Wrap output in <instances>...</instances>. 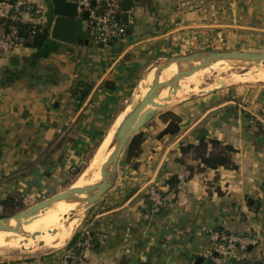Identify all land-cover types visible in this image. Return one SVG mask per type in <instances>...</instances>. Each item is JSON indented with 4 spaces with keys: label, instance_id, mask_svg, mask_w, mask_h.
Listing matches in <instances>:
<instances>
[{
    "label": "crops",
    "instance_id": "crops-1",
    "mask_svg": "<svg viewBox=\"0 0 264 264\" xmlns=\"http://www.w3.org/2000/svg\"><path fill=\"white\" fill-rule=\"evenodd\" d=\"M33 1L44 10L33 43L0 57V200L15 196L27 206L86 163L155 62L264 50V0H132L128 21L122 15L124 37L111 45L94 44L81 16L76 43L53 38V1ZM9 25L0 17V35ZM140 131V153L123 152L111 187L63 249L0 264H63L83 231L94 243L88 264H264V84L168 104ZM204 136L233 146L237 167L191 173L181 147ZM184 160L200 163L193 154ZM173 175L180 178L176 198L150 216L149 186L175 191L167 183ZM213 229L255 243L236 257L206 259Z\"/></svg>",
    "mask_w": 264,
    "mask_h": 264
},
{
    "label": "water",
    "instance_id": "water-1",
    "mask_svg": "<svg viewBox=\"0 0 264 264\" xmlns=\"http://www.w3.org/2000/svg\"><path fill=\"white\" fill-rule=\"evenodd\" d=\"M52 1V14L54 15L52 37L67 43H76L78 41L77 30L79 26L77 3L71 0ZM131 4L132 0H121L122 8L125 11L123 15L125 21H128V11L132 7ZM87 16V12L83 14V18H87ZM42 37L43 33H38L36 35V41H40ZM100 44L104 45V43ZM107 44L111 45L112 42H108ZM221 60L254 62L255 65H259L260 63H264V50H210L168 59V61L163 63L160 69L156 71L155 80L146 95L134 105L132 111L123 119L118 127V139L112 144L115 149L101 167L102 180L87 186L70 187L65 191L55 193L42 199L19 212L0 216V229L10 230V225L13 220L16 225L21 226L23 223L37 216L42 210L66 198L84 202L86 208L85 214L87 216L91 207L111 187L112 176L116 171L118 162L134 135H136L156 113L167 107L168 104L158 103L155 100L160 95L161 90L170 87L171 92L175 94L179 88L180 81L184 77ZM172 61L178 63L180 66L179 71L171 79L161 82L159 80V75L167 68V64ZM183 63H189V65L183 67ZM168 98L171 99V97ZM82 194H86L87 197H82ZM201 259L202 258L199 259L198 264H201Z\"/></svg>",
    "mask_w": 264,
    "mask_h": 264
},
{
    "label": "built area",
    "instance_id": "built-area-1",
    "mask_svg": "<svg viewBox=\"0 0 264 264\" xmlns=\"http://www.w3.org/2000/svg\"><path fill=\"white\" fill-rule=\"evenodd\" d=\"M77 3L79 16L83 17L85 30L94 44L113 42L124 37L122 15L124 10L121 0H74ZM33 0H0V17L10 20L8 30L0 35V57L9 58L20 48L30 46L34 35L40 30L43 18V7L35 5ZM29 29L21 32L20 26ZM40 26V27H39ZM176 191H164L159 184L148 188L147 203L149 215L156 216L174 198ZM210 246L206 259H214L218 254L237 256L238 251H245L255 241L251 236L213 229L209 234ZM94 243L88 231H83L75 250H69L63 256V264H88L86 252ZM191 264H195L194 261Z\"/></svg>",
    "mask_w": 264,
    "mask_h": 264
},
{
    "label": "bare ground",
    "instance_id": "bare-ground-1",
    "mask_svg": "<svg viewBox=\"0 0 264 264\" xmlns=\"http://www.w3.org/2000/svg\"><path fill=\"white\" fill-rule=\"evenodd\" d=\"M230 64L238 66L247 64L250 66L253 65L254 62L218 61L184 77L180 81L179 88L175 94L171 92L170 87L162 89L160 95L155 100L158 103H163L164 101H171L175 97L199 91L201 90V84L212 75L211 73L214 69H217L220 66L226 67ZM256 66L260 67L261 64ZM179 68L180 66L177 62H169L167 68H165L159 75V80L163 82L171 79V77L179 71ZM263 70L264 69H262V71ZM155 73L156 72L154 71V75ZM256 77H258V74ZM152 83L153 78L146 76L144 81L136 87L132 100L129 101L119 113L117 119L102 139L95 155L88 163L86 169L84 168V172L75 180L72 187L87 186L98 183L102 180L101 167L115 149L112 144L118 139V127L123 119L132 111L136 102L140 101L146 95ZM168 97H171V99ZM82 197L87 196L86 194H82ZM84 206V202L72 198H66L54 203L49 208L42 210L37 216L28 220L26 223H23L21 226L16 225L13 220L10 225V230L0 229V254L19 249L23 251L32 249L46 250L61 246L78 225Z\"/></svg>",
    "mask_w": 264,
    "mask_h": 264
},
{
    "label": "rangeland",
    "instance_id": "rangeland-1",
    "mask_svg": "<svg viewBox=\"0 0 264 264\" xmlns=\"http://www.w3.org/2000/svg\"><path fill=\"white\" fill-rule=\"evenodd\" d=\"M184 55H187V54H184ZM166 61H168V59H164V60H160L158 62H155L152 65V67L148 71H146L145 75L141 78V80L139 81L138 85L141 82L144 81L146 76L152 77L153 78V82H154V80H155L154 71L155 72L158 71V69H160L161 65L163 63H165ZM235 64H237V63H235ZM260 64H261L260 67L256 66L255 64L250 65V66L247 65V64H244V65L242 64V65H239V66L230 64L231 66L229 65V66H226V67L225 66H220L219 68L214 69L212 71V73H211L212 75L206 79L207 81L205 80V82H203L201 84V87H200L201 90L196 91L194 93H190L188 95H182V96L175 97L171 101H164L162 104H164V103L173 104V103H176V102L181 101L183 99H186L188 97H191L193 95H199L201 93L208 92V91H211L213 89L222 88L223 86L233 87V86H239V85L264 84V70L262 71V69H264V63H260ZM188 65H189V63H183V67H186ZM257 74H258V77H256ZM255 77H256V79H255ZM133 93H134V91H132V95L127 99V102L132 100ZM127 102L125 103V105L127 104ZM115 120L113 121V123L115 122ZM113 123H112V125H113ZM95 148L97 149V147H95ZM96 149H94L90 153L86 163L75 174L71 175L65 181H63L59 185H57L56 186V190L51 192L50 194L53 195L55 193L65 191V190L69 189L70 187H72L74 182H75V180L84 172V170L88 166V163L90 162V159L92 158V156L95 155L94 153H96V151H97ZM51 195H49V196H51ZM49 196H47V197H49ZM27 207H29V206L24 204L23 208L20 207L18 209H15L14 211L7 212V213H3L0 210V216L13 214V213L19 212V211H21V210H23V209H25ZM85 211H86V208L84 206V210L81 213V218H80V221H79L78 225L72 231L71 235L66 238V240L64 241V243L61 246L56 247V248L46 249V250H37V249H34V250L32 249V250H28V251H23V250H20V249L19 250H12V251H8V252H5V253H1L0 254V258L1 259H5V258H9V257H24V256H27V255L29 256V255L41 254V253H46V252H51V251H56V250H59V249H63L66 246V244L69 241V239L72 237V235L76 231H78V229L81 227L82 223L85 221V218H86Z\"/></svg>",
    "mask_w": 264,
    "mask_h": 264
},
{
    "label": "trees",
    "instance_id": "trees-1",
    "mask_svg": "<svg viewBox=\"0 0 264 264\" xmlns=\"http://www.w3.org/2000/svg\"><path fill=\"white\" fill-rule=\"evenodd\" d=\"M123 22V21H122ZM29 29L26 25H21L20 30L24 32ZM87 93H83L81 98H85ZM179 120V119H178ZM145 139L143 132H138L132 140L130 141L126 153L132 157L138 156L141 151V145ZM236 149L228 144H224L218 139L203 137L197 144L187 143L182 145L181 152L183 157L181 161L185 163L191 173L195 171H202L204 168H236L237 165L232 159L233 153ZM187 154H193L195 158L200 162L198 165L194 166L188 164L184 160V156ZM202 164L204 167H202ZM167 183L169 184L171 190H178V185L180 183V178L176 175L171 176ZM24 203L21 199L15 196H9L4 200H0V210L3 213L14 211L18 208H23Z\"/></svg>",
    "mask_w": 264,
    "mask_h": 264
}]
</instances>
